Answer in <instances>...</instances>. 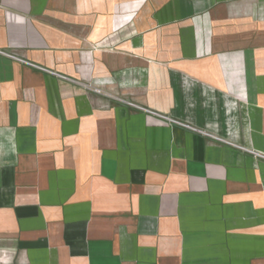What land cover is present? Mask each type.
Returning a JSON list of instances; mask_svg holds the SVG:
<instances>
[{
	"label": "crops",
	"instance_id": "0c3cea01",
	"mask_svg": "<svg viewBox=\"0 0 264 264\" xmlns=\"http://www.w3.org/2000/svg\"><path fill=\"white\" fill-rule=\"evenodd\" d=\"M0 51V264H264V0H0Z\"/></svg>",
	"mask_w": 264,
	"mask_h": 264
},
{
	"label": "built area",
	"instance_id": "2783aa9c",
	"mask_svg": "<svg viewBox=\"0 0 264 264\" xmlns=\"http://www.w3.org/2000/svg\"><path fill=\"white\" fill-rule=\"evenodd\" d=\"M1 52V51H0ZM3 53V52H2ZM14 57V56H13ZM17 59H19L20 61H22V62H24V63H26V64H28V65H31V66H34V67H36V68H39V69H41V70H43V71H48L46 68H43V67H41V66H38V65H36V64H33V63H31V62H29V61H27V60H24V59H21V58H17Z\"/></svg>",
	"mask_w": 264,
	"mask_h": 264
}]
</instances>
